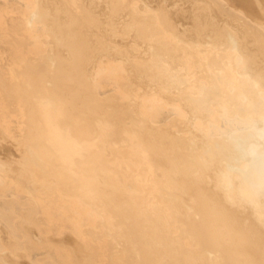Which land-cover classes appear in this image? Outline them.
<instances>
[{
    "label": "bare ground",
    "instance_id": "1",
    "mask_svg": "<svg viewBox=\"0 0 264 264\" xmlns=\"http://www.w3.org/2000/svg\"><path fill=\"white\" fill-rule=\"evenodd\" d=\"M259 47L264 0H0V264H264Z\"/></svg>",
    "mask_w": 264,
    "mask_h": 264
},
{
    "label": "rangeland",
    "instance_id": "2",
    "mask_svg": "<svg viewBox=\"0 0 264 264\" xmlns=\"http://www.w3.org/2000/svg\"><path fill=\"white\" fill-rule=\"evenodd\" d=\"M236 18H237V17L234 18V20H236V22H241V21L243 20V19H240V20L238 21L239 18H237V19H236ZM243 21H244V20H243ZM243 21H242V24H241V25H243L242 27H243V28L245 27V28H244V30H243V32H242V29H243V28L241 27V34L246 38V40H247V38L249 37V38H248V41H249V42H248V41H247V42H248V44H251L250 46L256 45V44H254V42H255L256 40H255L254 38H252V40H251V36H252L251 34H253V31H252V30H254V27H252V25H251L250 23H248V22H246V21L243 22ZM245 23H246V24H245ZM246 26H247V27H246ZM250 27H251V29H250L251 31L249 30ZM245 29H246V32H247V33H246V32L244 33ZM247 30H248V31H247ZM249 31H250V32H249ZM249 33H250V34H249ZM252 37H254V36H252ZM253 39H254V41H253ZM252 43H253V45H252ZM258 50H260V53H258V55L256 56L257 58H255V61H254L253 65L256 66V67H258V69H262V70H264V66H263L264 64H262V63H264L263 60L261 59V60H262V61H261L262 63H260V60H259V62L257 61V59H258L259 57L264 59V48H262V50H261V47H259ZM258 50L256 49V51H258ZM259 55H260V56H259ZM262 55H263V57H262ZM260 58H259V59H260ZM256 62H258V64H256ZM259 64H262V65H261L262 67H261ZM257 65H259V66H257ZM256 69H257V68H256Z\"/></svg>",
    "mask_w": 264,
    "mask_h": 264
}]
</instances>
